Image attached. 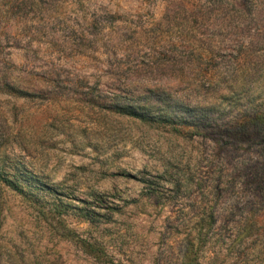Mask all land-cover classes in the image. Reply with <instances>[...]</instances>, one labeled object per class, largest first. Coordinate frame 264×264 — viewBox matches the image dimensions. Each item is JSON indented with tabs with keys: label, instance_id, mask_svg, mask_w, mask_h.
<instances>
[{
	"label": "rangeland",
	"instance_id": "374dc122",
	"mask_svg": "<svg viewBox=\"0 0 264 264\" xmlns=\"http://www.w3.org/2000/svg\"><path fill=\"white\" fill-rule=\"evenodd\" d=\"M0 264H264V0H0Z\"/></svg>",
	"mask_w": 264,
	"mask_h": 264
},
{
	"label": "trees",
	"instance_id": "16d2710c",
	"mask_svg": "<svg viewBox=\"0 0 264 264\" xmlns=\"http://www.w3.org/2000/svg\"><path fill=\"white\" fill-rule=\"evenodd\" d=\"M127 111H129L128 113H132L131 112V110H130V108H129V110H127ZM125 115H127V114H125ZM250 123V122H249ZM253 123V121L251 122V124ZM245 126H246V124H245ZM24 182L23 183H26V184H28V183H30L31 181H29V180H23ZM6 183H9L8 185L10 186V185H12V183L11 182H6ZM10 187H12V186H10ZM13 187H15L14 185H13Z\"/></svg>",
	"mask_w": 264,
	"mask_h": 264
}]
</instances>
